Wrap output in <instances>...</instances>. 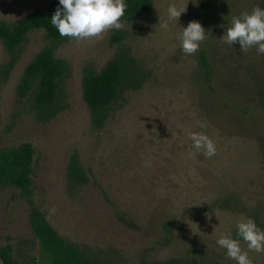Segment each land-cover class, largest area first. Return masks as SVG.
I'll return each instance as SVG.
<instances>
[{"label":"rangeland","instance_id":"rangeland-1","mask_svg":"<svg viewBox=\"0 0 264 264\" xmlns=\"http://www.w3.org/2000/svg\"><path fill=\"white\" fill-rule=\"evenodd\" d=\"M151 1L100 38L54 43L34 30L14 52L0 38V150L29 143L35 151L32 198L0 185V247L11 245L20 264H49L31 228L33 208L99 264H236L216 243L228 233L252 264H264V252L249 251L236 235L248 218L264 230V54L221 39L234 17L264 3ZM52 2L0 0V21L13 24ZM170 4L185 12L164 30ZM191 21L206 39L189 56L177 37ZM43 49L68 65L50 108L38 106L33 92L19 94L26 66ZM117 56L130 84L97 123L83 79ZM192 132L214 142V156L193 147ZM73 156L87 177L82 184L70 179Z\"/></svg>","mask_w":264,"mask_h":264},{"label":"trees","instance_id":"trees-1","mask_svg":"<svg viewBox=\"0 0 264 264\" xmlns=\"http://www.w3.org/2000/svg\"><path fill=\"white\" fill-rule=\"evenodd\" d=\"M125 2L127 7L124 17L127 18L142 15L152 3L151 0H125ZM58 6L59 0H53L44 12H30L13 24L0 21V38L8 50L16 51L27 35L34 30H44L51 41L61 42L65 37H61L50 23V18ZM113 38L119 41L122 35L116 33ZM201 64L206 78L210 79L211 69L205 54H202ZM67 69L66 61L57 58L52 50H41L26 66L19 84V94L25 96L33 92L34 101L38 106L53 107L59 96V83L65 77ZM130 79L125 62L118 56L111 59L100 73L88 72L84 76L83 97L94 113L97 123H101L106 117L108 107L129 86ZM34 156V148L29 143L1 149L0 185L15 187L21 191L24 198H32ZM69 175L74 183L82 184L87 181L77 156L71 158ZM30 224L40 242L41 255L48 260L49 264H99L85 257L75 246L61 238L40 210L32 209ZM0 256L4 264H20L11 245L0 247ZM168 264H177V262L170 261Z\"/></svg>","mask_w":264,"mask_h":264},{"label":"clouds","instance_id":"clouds-1","mask_svg":"<svg viewBox=\"0 0 264 264\" xmlns=\"http://www.w3.org/2000/svg\"><path fill=\"white\" fill-rule=\"evenodd\" d=\"M261 2L264 3V0ZM126 7L125 0H59V6L51 16L50 23L61 37L76 40L100 38L109 29L122 28L121 18ZM184 12L175 4H170L167 8V19L160 18V28L167 30L169 23L179 20ZM177 39L182 52L191 56L206 39V31L200 22L191 21ZM221 39L228 45L239 43L241 51L255 47L258 54H264V8L255 7L251 13L242 12L239 17H234ZM199 127L203 129L206 125L200 123ZM189 138L195 149H203L205 157L215 155V144L204 132L189 133ZM236 228V235L246 242L249 251L264 252V230L258 228L251 218L242 220ZM216 243L226 249L227 257L236 264H252L248 251L241 249L239 240L233 239L231 233L222 236Z\"/></svg>","mask_w":264,"mask_h":264},{"label":"water","instance_id":"water-1","mask_svg":"<svg viewBox=\"0 0 264 264\" xmlns=\"http://www.w3.org/2000/svg\"><path fill=\"white\" fill-rule=\"evenodd\" d=\"M0 264H4V260L1 256H0Z\"/></svg>","mask_w":264,"mask_h":264}]
</instances>
